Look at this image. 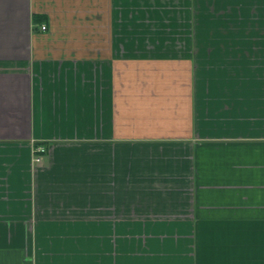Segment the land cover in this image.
<instances>
[{"label":"crops","instance_id":"1","mask_svg":"<svg viewBox=\"0 0 264 264\" xmlns=\"http://www.w3.org/2000/svg\"><path fill=\"white\" fill-rule=\"evenodd\" d=\"M0 264H264V0H0Z\"/></svg>","mask_w":264,"mask_h":264},{"label":"built area","instance_id":"2","mask_svg":"<svg viewBox=\"0 0 264 264\" xmlns=\"http://www.w3.org/2000/svg\"><path fill=\"white\" fill-rule=\"evenodd\" d=\"M44 27L45 26H42L41 28H44ZM44 153H45V148L43 146L41 145L35 146L33 148V156H32L33 162L41 161Z\"/></svg>","mask_w":264,"mask_h":264},{"label":"rangeland","instance_id":"3","mask_svg":"<svg viewBox=\"0 0 264 264\" xmlns=\"http://www.w3.org/2000/svg\"><path fill=\"white\" fill-rule=\"evenodd\" d=\"M42 160V159H41ZM39 162H41V161H39ZM39 162H37V163H39Z\"/></svg>","mask_w":264,"mask_h":264}]
</instances>
